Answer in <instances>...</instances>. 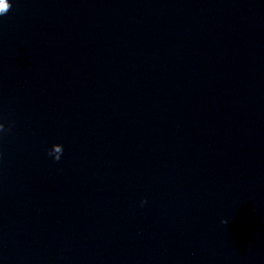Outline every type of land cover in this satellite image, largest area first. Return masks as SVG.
Segmentation results:
<instances>
[{
	"label": "clouds",
	"instance_id": "obj_1",
	"mask_svg": "<svg viewBox=\"0 0 264 264\" xmlns=\"http://www.w3.org/2000/svg\"><path fill=\"white\" fill-rule=\"evenodd\" d=\"M12 5L9 0H0V16H4L11 9ZM5 130L4 124L0 123V132ZM63 153V145L54 144L49 150L48 155L52 156L54 160L59 161ZM147 201L142 200L141 205L145 204ZM222 223H227V221H222Z\"/></svg>",
	"mask_w": 264,
	"mask_h": 264
}]
</instances>
